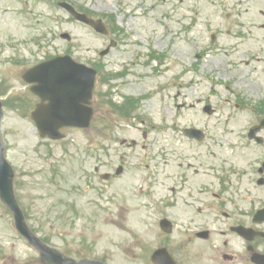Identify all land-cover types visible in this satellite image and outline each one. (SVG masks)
Here are the masks:
<instances>
[{
	"label": "rangeland",
	"instance_id": "obj_1",
	"mask_svg": "<svg viewBox=\"0 0 264 264\" xmlns=\"http://www.w3.org/2000/svg\"><path fill=\"white\" fill-rule=\"evenodd\" d=\"M62 1L95 18H103L111 30L109 36L76 21L58 5ZM261 8L264 0H0V52L3 62L19 57L28 67L56 55H70L91 66L101 62L107 74L130 67L124 77L108 82L98 75L101 82L95 89L97 104L101 89H108L116 103L127 95H146L141 103L135 101L134 104L141 106V109L136 107L135 114L140 112L147 122L152 121L156 126H171L176 114L181 126L197 125L209 137L237 141L240 145L233 144L238 147L230 151L236 152L233 159L237 160V169L247 170L249 163L264 155V146L247 141L249 128L264 116V108L256 106V102H264ZM212 33H216L215 41L211 39ZM111 39L117 45L100 57ZM157 52L161 56H154ZM2 65L5 67L2 75L14 80L22 92L25 86L17 78L21 69L10 63ZM206 105L210 106L211 114L204 111ZM100 107L102 110L90 129H71L62 141L40 140L34 124H26L25 118L9 112L4 128L16 130L13 135L15 131L9 129L12 133L6 136L8 157L19 169L14 181L20 187L18 190H24L21 203L30 206L34 225L29 226L35 227L57 248H76L85 243L92 247L91 256L100 253L122 264H143L140 241L146 240L148 245L158 243L161 216L179 215V220L175 217L179 230L188 227L187 209L182 202L191 191L184 189L172 199L176 173L171 165L172 127L152 131L146 150L140 146L131 148L129 144L121 145L120 140L141 141V131L124 127L123 123L113 126L112 120L116 119H110L111 124L102 122V112L110 117L112 114L106 104ZM243 142L249 149H244ZM13 143L17 144L14 148ZM189 146L188 142L182 143L180 153H187ZM212 151L219 161L228 156L223 150ZM150 154L153 159L149 158ZM120 155L127 157L128 171L118 179L119 185L133 186L137 174L148 178L149 173H154L157 178V187L152 188H156V200L146 203L145 211L136 210L137 202L131 199L127 204L135 207H124L120 214V208L107 207L105 192L100 194L105 201H99L96 207L91 193L70 191L74 186L88 189L87 185H91L79 180L78 169L85 164L84 160L88 169L94 170L98 164V174L106 179V174L111 176L123 162ZM140 158L157 165L133 169L130 165ZM209 159L213 160L211 156ZM108 160L113 166L111 171L101 167ZM241 185L242 191L233 188L225 194L229 202H247L253 197L248 187L254 183L248 187L245 183ZM254 192L259 200L264 199V188ZM133 210L139 212L140 218L135 213L129 220H122L128 213L133 215ZM9 222V216L0 215V247L7 254L5 264L24 263L38 257L21 236L16 237L9 230Z\"/></svg>",
	"mask_w": 264,
	"mask_h": 264
},
{
	"label": "flooded vegetation",
	"instance_id": "obj_2",
	"mask_svg": "<svg viewBox=\"0 0 264 264\" xmlns=\"http://www.w3.org/2000/svg\"><path fill=\"white\" fill-rule=\"evenodd\" d=\"M4 68L0 60V161L3 156H6L5 152L8 147L6 136L12 133L9 129L4 128L5 126L3 125L7 124L8 113H13L12 116H19L18 111L23 110L24 116H20L27 120L26 124H35L32 114L36 108V103L39 101V98L36 100L34 93L28 87L24 88L22 93H20L18 86L14 84V80H8L7 78L3 80L2 70ZM176 118L179 117L176 116ZM141 124H147V121L143 120ZM141 128L144 129L143 126ZM12 129L14 128L11 127ZM153 129H157V127L151 126L149 127L150 131H142L143 140L148 138L149 133ZM173 129L174 133L178 132L183 136L184 130H179L177 122L174 123ZM206 140H209V138L202 139L199 143L203 145ZM179 141H181L180 137H174V167L176 169L174 175V198L176 199L178 193L184 191V189L190 190L191 194L182 202L186 206L188 215L186 217L188 219L187 235H182L178 231L169 243L170 246L174 245L172 250L168 244L166 245L174 254L175 264H264V234L254 235L255 231H264V223L257 224L254 222V214L260 207L254 205V201H250V204L247 206L232 202L231 208L228 210L224 209L227 205L221 201V193L227 188L226 174L223 172L221 175L223 178L218 175L223 167L222 164H218L217 162H211V164L205 158L199 159V150L201 148L194 144L189 148L187 153H180L181 144ZM197 141L191 140L194 143H198ZM142 147L146 149L147 145L143 143ZM206 147L210 148V142L206 144ZM87 154L85 153V155ZM120 157L122 159L125 156L120 155ZM197 160L201 163H198ZM84 161L85 164L78 169L81 171L79 180L91 185H87L88 189L74 186L70 191L76 194L91 193L92 203L96 207L99 204L98 202H104L105 198H107V204L113 207H123L128 205L127 202L133 199L137 202V207L144 210L146 205L143 204L146 203L147 192L152 191L149 194L150 199L152 195L155 196L154 192H156V188L154 190H147L136 183L133 186L119 185L118 179L120 177H118V173H120V170L122 171L119 167L112 172L111 176H108L107 183L104 184L99 179V165L96 164L94 170L88 169L86 168V160ZM194 161H196V165L201 169L193 167L195 165ZM263 162L264 158L261 156V160L256 163L257 165L253 171L257 180L259 169ZM101 167H107L108 171L113 170L110 160L101 164ZM116 179L117 182H115ZM219 181L221 182L218 183ZM154 182L155 185L148 186L157 187V182ZM144 183L146 184V181ZM212 187L214 188L213 190L217 191V198L214 199L218 204L210 203ZM233 188H240L242 190L244 187L241 184H237L231 187V189ZM22 191L24 190H14L17 202H21ZM104 192L106 196L102 199L100 198V194ZM66 193L70 194V192ZM175 217L178 220L180 219L179 215L174 214V219H176ZM237 226L252 229L250 230L251 234H248L247 238L243 237L234 230ZM169 236L166 237L169 238ZM0 249L3 252L0 253V263H2L5 262L6 253L3 248L0 247ZM143 256H145L144 260L147 257L152 258V255L147 254L146 250L145 252L143 251Z\"/></svg>",
	"mask_w": 264,
	"mask_h": 264
},
{
	"label": "water",
	"instance_id": "obj_3",
	"mask_svg": "<svg viewBox=\"0 0 264 264\" xmlns=\"http://www.w3.org/2000/svg\"><path fill=\"white\" fill-rule=\"evenodd\" d=\"M66 8L77 19L91 24L97 29L102 28L100 21H93L87 15L78 13L70 5H66ZM91 71L83 65H77V68L73 69L67 58H57L39 68L31 69L27 73L26 78L29 79L30 76H35V81L39 82L40 86L38 87L40 90L36 89L40 95L51 99V104L41 107L38 112H47L49 119H53L56 122V124H51L53 125L52 130L54 133H57L58 128L65 123L78 126H87L89 124L92 114L89 111L90 108L85 106V103H90L92 93L94 73L92 74ZM75 72L82 75L80 82L73 78L72 74ZM75 89L78 91L75 92ZM74 97H77L76 103L75 101L73 102ZM40 127L45 130L46 124L45 126L40 124ZM0 185L4 187L10 185L4 170L0 172ZM2 192L4 199L9 201L11 199L9 189H3ZM18 223L22 231L27 233L20 217ZM50 256L55 260H59L53 252L45 253V258L48 259ZM71 262L77 264L76 262ZM81 264H91V262L84 261Z\"/></svg>",
	"mask_w": 264,
	"mask_h": 264
}]
</instances>
